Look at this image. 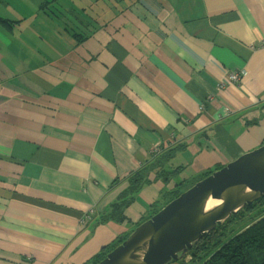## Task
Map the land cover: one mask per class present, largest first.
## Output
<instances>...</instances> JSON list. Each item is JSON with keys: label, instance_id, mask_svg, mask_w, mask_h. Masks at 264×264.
I'll list each match as a JSON object with an SVG mask.
<instances>
[{"label": "crops", "instance_id": "1", "mask_svg": "<svg viewBox=\"0 0 264 264\" xmlns=\"http://www.w3.org/2000/svg\"><path fill=\"white\" fill-rule=\"evenodd\" d=\"M263 144L264 0H0V264H94Z\"/></svg>", "mask_w": 264, "mask_h": 264}, {"label": "water", "instance_id": "2", "mask_svg": "<svg viewBox=\"0 0 264 264\" xmlns=\"http://www.w3.org/2000/svg\"><path fill=\"white\" fill-rule=\"evenodd\" d=\"M260 170V177L253 172ZM264 198V144L194 183L156 213L121 235L96 264H170L205 236ZM125 236V237H124Z\"/></svg>", "mask_w": 264, "mask_h": 264}, {"label": "trees", "instance_id": "3", "mask_svg": "<svg viewBox=\"0 0 264 264\" xmlns=\"http://www.w3.org/2000/svg\"><path fill=\"white\" fill-rule=\"evenodd\" d=\"M154 168L155 166H142L129 176V186L112 205V212L105 219L119 222L125 220V210L134 202L136 195L150 181L148 173ZM158 173L165 176L166 171L163 169V173ZM211 173L209 172L206 176ZM187 189L171 193L172 195L163 202V205L155 207L151 213H156ZM263 206L264 198L231 217L205 236L182 260L190 256L192 262L200 261L199 264H264ZM257 209L259 211H256ZM120 242L121 240L117 239L111 249ZM105 255L106 253L99 254L94 260V264L103 259Z\"/></svg>", "mask_w": 264, "mask_h": 264}, {"label": "built area", "instance_id": "4", "mask_svg": "<svg viewBox=\"0 0 264 264\" xmlns=\"http://www.w3.org/2000/svg\"><path fill=\"white\" fill-rule=\"evenodd\" d=\"M246 76L245 72H232L229 74V81L239 82L242 78Z\"/></svg>", "mask_w": 264, "mask_h": 264}, {"label": "bare ground", "instance_id": "5", "mask_svg": "<svg viewBox=\"0 0 264 264\" xmlns=\"http://www.w3.org/2000/svg\"><path fill=\"white\" fill-rule=\"evenodd\" d=\"M261 174H262V171H260V170L254 171V172H253V177H254V178L257 177V176L260 177Z\"/></svg>", "mask_w": 264, "mask_h": 264}, {"label": "rangeland", "instance_id": "6", "mask_svg": "<svg viewBox=\"0 0 264 264\" xmlns=\"http://www.w3.org/2000/svg\"><path fill=\"white\" fill-rule=\"evenodd\" d=\"M191 187V186H190ZM189 188V187H188ZM262 209H264V206L262 207ZM256 211H259V209H257ZM181 261V260H180ZM195 263L194 264H198L200 261H194ZM190 264H193V262H191Z\"/></svg>", "mask_w": 264, "mask_h": 264}]
</instances>
